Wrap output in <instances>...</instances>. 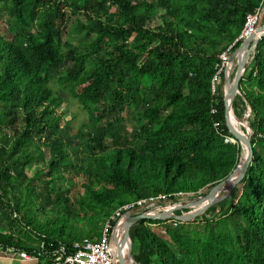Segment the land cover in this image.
Returning a JSON list of instances; mask_svg holds the SVG:
<instances>
[{
  "label": "trees",
  "instance_id": "1",
  "mask_svg": "<svg viewBox=\"0 0 264 264\" xmlns=\"http://www.w3.org/2000/svg\"><path fill=\"white\" fill-rule=\"evenodd\" d=\"M261 3L0 0V251L96 240L124 205L197 195L224 179L242 147L225 142L234 137L212 79ZM239 92L232 107L237 116L250 108L253 159L236 194L190 231L166 227L164 237L154 225L165 220L137 221L138 264H264V35ZM62 93L104 125L75 132L57 111Z\"/></svg>",
  "mask_w": 264,
  "mask_h": 264
},
{
  "label": "water",
  "instance_id": "2",
  "mask_svg": "<svg viewBox=\"0 0 264 264\" xmlns=\"http://www.w3.org/2000/svg\"><path fill=\"white\" fill-rule=\"evenodd\" d=\"M264 35V24L260 25L256 28L255 32H253L251 35H249L247 38L245 37L234 51H232L229 54V59L233 60L236 56V54L239 52V50L243 47L244 44H248L247 50L243 53L241 57L237 60L236 65V71L234 73V76L231 80V84L223 90V104H224V117H225V123L228 127L229 132L232 134L235 140H237L241 147H243V144L246 146L247 152L245 157L239 160L236 167L221 181H219L216 185L211 187L207 193H205L203 196H200L198 199L189 202L187 204H180L175 205L170 208H167L165 211H161L158 213H152L147 210H145L144 206H137L131 209L126 210L122 215V221L124 222V226L122 229L123 234L118 239V223H115V225L112 228L111 231V239L115 246V251L117 254V264H127L126 259L134 260L133 254H132V246H131V238H130V229L131 227L137 223V221L141 219H160V220H166L168 218L176 219L179 221H188L196 216L201 215L203 212H205L206 209L211 207L216 202L228 197V195L231 193V191L235 188L237 183L243 179L245 174L248 171V167L250 166L252 159H253V148L250 136L253 133L252 128L250 125L246 128L247 133H250V135L246 134L243 130H239L234 125L231 124L229 116H230V110H232V102L237 94H239V84L240 81L244 75L245 69H247L250 61L252 60L255 48L260 40V38ZM252 53V56H251ZM251 56V57H250ZM224 78L226 80L225 84L230 82V77L228 76L226 72V68L224 70ZM249 112L250 113V108ZM223 192L222 194H220ZM197 207L196 209L188 212V213H181L176 214V210H180L186 207ZM129 241L128 251H127V257H124L122 255V245ZM135 264H138L137 261L134 260Z\"/></svg>",
  "mask_w": 264,
  "mask_h": 264
},
{
  "label": "built area",
  "instance_id": "3",
  "mask_svg": "<svg viewBox=\"0 0 264 264\" xmlns=\"http://www.w3.org/2000/svg\"><path fill=\"white\" fill-rule=\"evenodd\" d=\"M264 16V0H262L261 5L253 12L247 15L244 28L236 41L244 39L251 31L256 30L259 27V24ZM254 27V28H253ZM251 28H253L251 30ZM255 32V31H254ZM253 33V32H252ZM230 45L224 52L220 54L222 64L217 70L216 74L212 79L211 92L212 94L216 93L217 84L219 83V78L221 71L225 70V62L229 60V54L231 53ZM228 55V56H227ZM228 58V59H227ZM215 109H212L214 112ZM230 137L225 138V142H233ZM163 199L159 197H146L140 200H137L133 203L122 206V208L117 209L113 215L110 217L111 220H116V223L119 224L122 221L123 213L131 208L137 206H144L145 210L158 213L163 209L162 204H158L159 201ZM168 208V207H166ZM124 210V212H122ZM112 228L109 221L106 222L105 228L101 234V237L96 240H75L70 248L66 246H46L45 243H41L40 249L34 254H30L26 251H10L17 256L18 260L24 264H117V254L115 251L114 243L111 239ZM121 230V229H120ZM118 239L122 236L123 231L119 233ZM120 234V235H119Z\"/></svg>",
  "mask_w": 264,
  "mask_h": 264
},
{
  "label": "rangeland",
  "instance_id": "4",
  "mask_svg": "<svg viewBox=\"0 0 264 264\" xmlns=\"http://www.w3.org/2000/svg\"><path fill=\"white\" fill-rule=\"evenodd\" d=\"M6 22H7L6 15H4V14H2L0 12V29H2L3 26L7 29ZM258 24H259V26L262 25V24H264V16H263L261 22L258 23ZM21 31L24 32L23 29ZM75 41H78V40L76 39ZM103 54L106 55V51L105 50L103 51ZM251 56H252V53H251ZM251 61H250L249 64H251ZM65 67H66V65H61V66H58V67L52 69V71H53V73H55L57 75ZM235 71H236V68L234 70V73H235ZM234 73L231 76V80H232V78L234 76ZM245 73H246V69H245L244 74ZM218 81H219V83L217 84L218 85L217 86V89H218V92L220 94H222V97H223V90H224V86H225V82H226L223 74L221 75V77L219 78ZM229 84H231V81L228 83V85ZM61 95L63 96L64 101L61 104V106L58 108L57 111H58V113L65 114V116L68 119H70V121H71V128L75 132L77 131V129L80 126H86V125H88V126L89 125H104V121L106 119V116H104V115L102 116L98 112H95V111H93L91 113L89 111V109L83 107L76 100L70 99L65 93H62ZM232 110H233V113H234L235 117L240 122H243L244 123L241 126V130H243L246 134L250 135V133H247V130H246V128L249 125V117H250V113H248L249 112V109L248 108L245 109L240 114V116H237L235 114L233 107H232ZM124 127L126 128L125 131H128L130 133L132 132V122L129 119L125 120ZM231 141H233L235 143L236 140L233 139ZM241 154H242V152H241ZM241 154H240V159L242 158L241 157ZM42 166H43L42 162H40V163H33L29 168L26 169L27 170V173L29 175H32L35 172L36 169L41 168ZM59 185H61V186L64 187L65 185H67V183L66 182H63V183H61ZM74 190H75V188H72V191H74ZM208 190H209L208 188H203V189H201V190L198 191V194L197 195H194V194H191V193L190 194H184L182 196L177 197L176 199L163 198V199H161L159 201L158 204H162L163 205V209L164 208L167 209L166 207L170 208V207L175 206V205L187 204L189 202H192V201L198 199L200 196H203L205 193L208 192ZM232 191H231V193H233L232 195H235L236 192H232ZM222 193L223 192H221L220 194H222ZM231 193L228 195V197H230ZM216 203L211 206V207H213V209H210L211 207H209L205 212H203L199 216L202 219L209 218L211 215L214 216L216 214V212H219V208L217 206H215ZM197 207H199V206H196V207H186V208H183V209H180V210H176L175 213L176 214H181V213H184L185 214V213H188V212L196 209ZM162 211H165V210H162ZM159 212H161V211H159ZM199 216H196L195 218H193L191 220H188V221H185V222L184 221H179V220H176V219H172V218H168V219L165 220V222L156 223L154 225V228L156 229V231H158L164 237H167V235L165 234L166 227L167 228L168 227H170V228L177 227L178 228L180 226L179 229H181V231H183V232L190 231L192 229H197V228H200L202 226V223L200 221H195L196 218L199 217ZM177 222H181L182 224L181 225H178ZM7 223H8V221L5 218V216H3V215L0 214V227H6L7 226ZM104 228H105V225H104ZM130 238H131L132 252H133V255H134V252L136 251L137 246H136V244H133L134 243L133 242L134 241V238H133L132 230L130 231ZM133 258H134V256H133ZM134 260L136 261L135 258H134ZM0 264H24V263L20 262L18 260L17 256L14 255L13 253H11L10 251H6V252L5 251H0Z\"/></svg>",
  "mask_w": 264,
  "mask_h": 264
},
{
  "label": "bare ground",
  "instance_id": "5",
  "mask_svg": "<svg viewBox=\"0 0 264 264\" xmlns=\"http://www.w3.org/2000/svg\"><path fill=\"white\" fill-rule=\"evenodd\" d=\"M254 28V27H253ZM251 28V30L253 29ZM255 31V30H254ZM254 31H251L247 36L246 38L252 34V32ZM248 48V44H244L243 47L239 50V52L237 53V56L235 57V59L232 61L230 67L227 69L226 67V64L230 61V59L228 60V62L225 63V67H226V72L228 74V76L230 77V81H231V76L232 74L234 73V70L236 68V65H237V60L239 59V57H241L243 55V53L247 50ZM228 87V83L225 84L224 86V89ZM229 119H230V122L231 124H233L236 128H238L240 131H241V126L244 124L243 122H240L234 115L233 113V110H230V116H229ZM246 152H247V149H246V146L243 144V147H242V154H241V157L242 159L245 157L246 155ZM124 226V222L123 221H120L119 222V225H118V229H119V233L121 232L120 228H123ZM120 235V234H119ZM128 246H129V241H126L123 245H122V255L124 257H127V251H128ZM126 262L127 264H135L134 263V260H130V259H126Z\"/></svg>",
  "mask_w": 264,
  "mask_h": 264
}]
</instances>
